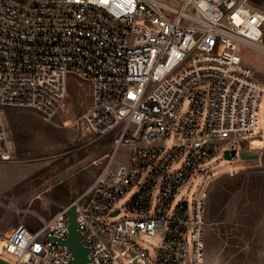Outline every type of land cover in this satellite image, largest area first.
<instances>
[{
  "label": "built area",
  "instance_id": "1",
  "mask_svg": "<svg viewBox=\"0 0 264 264\" xmlns=\"http://www.w3.org/2000/svg\"><path fill=\"white\" fill-rule=\"evenodd\" d=\"M247 50L264 52V0H0V161L14 152L6 108L37 110L55 125L70 77L84 80L90 106L72 125L98 136L119 129L94 181L73 201L90 264H206L210 187L239 168L233 159L201 166L233 150L224 147L231 140L246 142L244 154L264 148V83ZM200 174L191 203L175 204ZM67 210L46 219L16 209L37 224L14 227L0 258L71 264L58 241L68 235ZM124 211L131 216L107 222ZM139 235L159 240L154 260Z\"/></svg>",
  "mask_w": 264,
  "mask_h": 264
},
{
  "label": "rangeland",
  "instance_id": "2",
  "mask_svg": "<svg viewBox=\"0 0 264 264\" xmlns=\"http://www.w3.org/2000/svg\"><path fill=\"white\" fill-rule=\"evenodd\" d=\"M245 59L258 81L264 83V52L247 50ZM90 94L86 81L70 77L63 110L54 120L57 126L44 121L37 110L26 107H10L11 123L5 109L14 152L11 160L0 161V241L21 221L30 227L37 224L36 218L18 215L16 209H29L49 219L80 197L101 170L105 162L101 156L111 152L119 129L98 136L72 125L90 106ZM189 104L188 99L184 101L183 113ZM68 121L70 126L64 125ZM173 141L174 132L164 144L166 150ZM253 142L256 149L263 145L261 139ZM246 146V142L237 139L224 143L226 149L238 152L231 162H238L239 171L234 178L243 176L242 185L220 197L213 216L208 207L206 264H264V148L250 153L258 154L257 159L242 161L239 154ZM231 162L221 152L201 168H219ZM179 166L176 164L173 170ZM201 178V174L192 178L179 191L175 204L191 203ZM230 178L233 177L223 174L213 181L209 194ZM135 191L126 194L116 208H123ZM130 216L124 211L107 218V222ZM137 240L154 260L159 240L145 235H139Z\"/></svg>",
  "mask_w": 264,
  "mask_h": 264
},
{
  "label": "water",
  "instance_id": "3",
  "mask_svg": "<svg viewBox=\"0 0 264 264\" xmlns=\"http://www.w3.org/2000/svg\"><path fill=\"white\" fill-rule=\"evenodd\" d=\"M225 158L228 161H231L234 157H236L237 150L233 149L231 151H225ZM239 157L241 160H255L259 157L258 154H244L240 153ZM118 211L114 212L113 215H116ZM68 235L67 238L62 241L58 240L59 243L63 246L69 248L72 252V260L71 264H90V250L83 244V237L81 232L77 226V214H76V207L73 202L69 203L68 210ZM52 240H56V238H52ZM0 264H11L3 259L0 258Z\"/></svg>",
  "mask_w": 264,
  "mask_h": 264
},
{
  "label": "trees",
  "instance_id": "4",
  "mask_svg": "<svg viewBox=\"0 0 264 264\" xmlns=\"http://www.w3.org/2000/svg\"><path fill=\"white\" fill-rule=\"evenodd\" d=\"M6 110L10 122L13 123V119H12L13 111L11 110V108H7ZM242 178L243 176H240L239 178H234V177L230 178L226 180L225 183H222L221 185L215 187L214 191L210 193L209 196L210 201L208 207L211 216H213L214 213L216 212V205L220 200V197H222L223 195L227 196L232 191L239 189L242 185ZM228 182H230V185L228 184Z\"/></svg>",
  "mask_w": 264,
  "mask_h": 264
},
{
  "label": "bare ground",
  "instance_id": "5",
  "mask_svg": "<svg viewBox=\"0 0 264 264\" xmlns=\"http://www.w3.org/2000/svg\"><path fill=\"white\" fill-rule=\"evenodd\" d=\"M264 104V103H263ZM264 107V106H263ZM260 129L263 131V133H264V118H263V120H261V122H260ZM2 241L3 240H1L0 241V246L2 245ZM3 258L4 259H6V260H12L10 257H8V256H3Z\"/></svg>",
  "mask_w": 264,
  "mask_h": 264
},
{
  "label": "crops",
  "instance_id": "6",
  "mask_svg": "<svg viewBox=\"0 0 264 264\" xmlns=\"http://www.w3.org/2000/svg\"><path fill=\"white\" fill-rule=\"evenodd\" d=\"M107 153H105L104 155L101 156V158H103Z\"/></svg>",
  "mask_w": 264,
  "mask_h": 264
}]
</instances>
